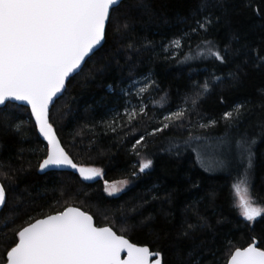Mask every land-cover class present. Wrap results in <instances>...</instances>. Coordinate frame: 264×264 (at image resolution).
Instances as JSON below:
<instances>
[{
	"label": "trees",
	"instance_id": "16d2710c",
	"mask_svg": "<svg viewBox=\"0 0 264 264\" xmlns=\"http://www.w3.org/2000/svg\"><path fill=\"white\" fill-rule=\"evenodd\" d=\"M203 5L124 0L112 13L103 47L51 109L50 122L74 163L101 169L102 178L40 172L47 145L29 108L8 103L0 109V182L7 198L0 212V264L19 228L69 206L92 215L98 227L110 226L131 243L160 252L162 264H226L230 248L247 247L253 238L264 248V219L249 224L233 207L231 185L241 170L211 173L193 149L225 138L250 147L251 192L264 206V63L257 59L264 57V0ZM205 16L213 20L208 31L192 33L194 19ZM177 38L179 49L171 43ZM205 40L222 54L227 49L225 63L197 56ZM188 55L193 58L186 60ZM143 78L148 87L142 100L128 95ZM205 81L208 92L196 105L185 103ZM142 101L146 115L138 108L129 123V103ZM180 109L186 110L183 119L152 134L164 116ZM226 112L234 118L224 119ZM149 159L151 169L140 172V162ZM123 180L131 186L120 196L104 191L105 181Z\"/></svg>",
	"mask_w": 264,
	"mask_h": 264
},
{
	"label": "snow or ice",
	"instance_id": "6c2138e0",
	"mask_svg": "<svg viewBox=\"0 0 264 264\" xmlns=\"http://www.w3.org/2000/svg\"><path fill=\"white\" fill-rule=\"evenodd\" d=\"M121 3L122 0H0V105L20 101L30 106L35 125L47 141L46 156L39 164L41 171L70 168L85 181L103 176L99 168L74 163L50 122V105L65 90L66 80L82 70L85 58L106 39V26ZM203 7H207V0ZM212 24L213 20L207 16L194 19L191 32H206ZM122 27L126 29L128 25ZM181 41L182 38H177L171 43L179 49ZM202 43L204 48L197 51V56L214 57L221 64L226 62L227 49L222 54L212 41ZM192 58L191 55L185 57L186 60ZM257 59L264 63V57ZM147 87H141L139 92H145ZM197 87L202 92H197L193 98H185V103L191 99L196 105L209 90L207 81ZM161 102L163 106L166 97H162ZM241 107L237 105L234 112L239 114ZM139 112L146 115L143 105ZM185 114L186 110L180 109L164 116L163 127L154 129L152 134L169 128L170 123L183 119ZM127 115L131 123L138 113L133 109ZM223 118L233 119V112L224 113ZM143 139L141 136L136 144ZM245 150L249 153V165L231 185L233 207L238 209L244 221L254 224L258 219H264V206H259L252 196L251 150L250 147ZM151 165L150 159L142 160L139 171L144 172ZM3 175L9 179L7 173ZM126 183L105 181L104 191L111 196L121 191ZM5 204L6 185L0 182V207ZM14 236L13 246L4 257L5 264H162L160 252L131 243L110 226L98 227L93 216L78 207H65L55 214L28 222ZM122 253H126L123 258ZM226 264H264V248L253 238L247 247L230 248Z\"/></svg>",
	"mask_w": 264,
	"mask_h": 264
},
{
	"label": "rangeland",
	"instance_id": "374dc122",
	"mask_svg": "<svg viewBox=\"0 0 264 264\" xmlns=\"http://www.w3.org/2000/svg\"><path fill=\"white\" fill-rule=\"evenodd\" d=\"M148 84L147 79L143 78L138 80L128 91V95H135L138 99L142 100L145 92H139L141 87H145ZM144 101L130 102L128 105V112H131L133 109L136 111L142 105L144 106ZM194 152L196 153L197 160L199 164L207 171L211 173L216 172H230L232 170H236V168L240 171V175L236 178V180L243 175L244 170L248 168L249 163V153L246 151V147L241 145L239 142H233L229 138H225L220 141H202L197 144L196 147H193ZM246 161V165L244 167V163ZM239 166V168H238ZM150 168L146 169L150 170ZM103 177V176H102ZM100 177V178H102ZM99 179V178H97ZM127 181V180H123ZM112 184V183H110ZM120 187L119 184H117ZM131 184L127 181L126 184L123 185L122 190L111 195L112 197H117L126 192L130 188ZM107 193V192H106ZM108 194V193H107ZM110 196V195H109Z\"/></svg>",
	"mask_w": 264,
	"mask_h": 264
},
{
	"label": "water",
	"instance_id": "95a60500",
	"mask_svg": "<svg viewBox=\"0 0 264 264\" xmlns=\"http://www.w3.org/2000/svg\"><path fill=\"white\" fill-rule=\"evenodd\" d=\"M123 1H124V0H122V2H123ZM107 27H108V25L106 26V30H107ZM104 44H105V40L102 41L101 45L97 46V48L94 50V53L90 54L89 57H86V58H85V62L82 64V68L84 67V65H85V63L87 62V60H88L90 57H92L96 52H98V51L103 47ZM79 72H80V71H79ZM75 75H76V74L74 73L72 76L69 77L68 80H66L65 90H64L61 94H58V96H57L56 98H54V104H53V105H50V112H51V109L53 108V106L55 105V103H56V102H57V101L63 96V94L65 93L68 82H69V81L71 80V78H73ZM8 103L17 104V105H19V106L27 107V108H29V110H30V112H31V108H30V106L26 105L24 102H20V101H9V102H6V105H7ZM6 105H0V109L4 108ZM32 119H33V121H34V123H35L34 117H32ZM37 132H38V135H39L40 139H41V140L47 145V141L44 139V137H43L42 135H40L38 128H37ZM56 135H57V134H56ZM57 137H58V136H57ZM58 139H59V138H58ZM61 145H62V144H61ZM50 171H52V172H73V173L79 175V173H78L76 170H74V169H70V168H62V169H47V170H44V171H41V170H40V172H42V173H46V172H50ZM79 176H80V175H79ZM95 180H96V179H95ZM95 180H91L90 182L95 181ZM6 201H7V198H6ZM4 207H5V205H4L3 207H0V212L3 210ZM89 215H90V214H89ZM93 219H94V218H93ZM94 223H95V220H94ZM95 224H96V223H95ZM256 243H257V245H258V242H256ZM149 249H150V248H149ZM150 251H151V250H150ZM124 256H126V253H122V258H123ZM153 259H155V257H153Z\"/></svg>",
	"mask_w": 264,
	"mask_h": 264
}]
</instances>
